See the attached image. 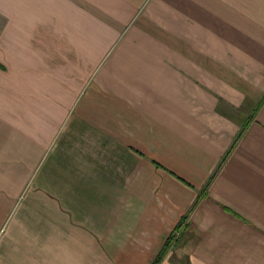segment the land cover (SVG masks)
I'll return each mask as SVG.
<instances>
[{
	"label": "crops",
	"instance_id": "0c3cea01",
	"mask_svg": "<svg viewBox=\"0 0 264 264\" xmlns=\"http://www.w3.org/2000/svg\"><path fill=\"white\" fill-rule=\"evenodd\" d=\"M158 257L264 264V0H0V264Z\"/></svg>",
	"mask_w": 264,
	"mask_h": 264
},
{
	"label": "trees",
	"instance_id": "16d2710c",
	"mask_svg": "<svg viewBox=\"0 0 264 264\" xmlns=\"http://www.w3.org/2000/svg\"><path fill=\"white\" fill-rule=\"evenodd\" d=\"M168 245H169V241L166 242V244L164 245V249H166V247H167ZM159 258H160V257H158V258L155 260V263H154V264H156V262L159 261Z\"/></svg>",
	"mask_w": 264,
	"mask_h": 264
},
{
	"label": "rangeland",
	"instance_id": "374dc122",
	"mask_svg": "<svg viewBox=\"0 0 264 264\" xmlns=\"http://www.w3.org/2000/svg\"><path fill=\"white\" fill-rule=\"evenodd\" d=\"M177 251H178V249H177Z\"/></svg>",
	"mask_w": 264,
	"mask_h": 264
}]
</instances>
